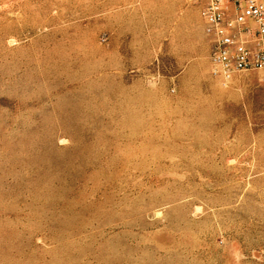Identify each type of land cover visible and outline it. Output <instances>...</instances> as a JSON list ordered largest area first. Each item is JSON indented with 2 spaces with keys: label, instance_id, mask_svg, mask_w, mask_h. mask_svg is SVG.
Returning <instances> with one entry per match:
<instances>
[{
  "label": "rangeland",
  "instance_id": "374dc122",
  "mask_svg": "<svg viewBox=\"0 0 264 264\" xmlns=\"http://www.w3.org/2000/svg\"><path fill=\"white\" fill-rule=\"evenodd\" d=\"M203 3L0 0V264H264V69Z\"/></svg>",
  "mask_w": 264,
  "mask_h": 264
},
{
  "label": "built area",
  "instance_id": "2783aa9c",
  "mask_svg": "<svg viewBox=\"0 0 264 264\" xmlns=\"http://www.w3.org/2000/svg\"><path fill=\"white\" fill-rule=\"evenodd\" d=\"M214 74L264 69V0H203Z\"/></svg>",
  "mask_w": 264,
  "mask_h": 264
}]
</instances>
